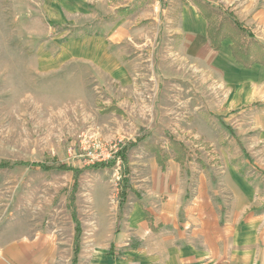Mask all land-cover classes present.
Wrapping results in <instances>:
<instances>
[{
    "label": "rangeland",
    "instance_id": "obj_1",
    "mask_svg": "<svg viewBox=\"0 0 264 264\" xmlns=\"http://www.w3.org/2000/svg\"><path fill=\"white\" fill-rule=\"evenodd\" d=\"M149 1L0 0V162L84 169L75 203L71 171L0 169V226L7 231L29 225L32 235L61 236L68 252L76 212L88 249L93 220L111 219L119 206L123 172L121 162L112 169L88 166L138 138L144 140L128 152L127 202L150 195L156 179L176 175L194 183L188 169L232 167L264 182V140L248 126L249 105L228 109V90H216L213 76L200 79L169 32L126 35L135 29L133 14ZM153 2L155 12L163 10L165 0ZM218 9L209 19L214 26L229 11ZM228 33L236 47L251 41L245 32ZM252 51L264 55L254 40ZM172 138L185 146L184 164L176 161ZM158 147L171 157L165 170L156 161Z\"/></svg>",
    "mask_w": 264,
    "mask_h": 264
},
{
    "label": "crops",
    "instance_id": "obj_2",
    "mask_svg": "<svg viewBox=\"0 0 264 264\" xmlns=\"http://www.w3.org/2000/svg\"><path fill=\"white\" fill-rule=\"evenodd\" d=\"M153 1L133 14L137 23L126 35L136 37L143 30L145 39H151L152 34L169 32L200 79L213 76L219 82L216 90H228V109L249 105L248 126L264 140V55L252 53L254 63L245 66L235 57L236 43L228 33L245 32L251 41L243 49L252 51V40L264 46V0H165L157 12ZM205 3L221 13L228 9L221 22L229 18L244 29L228 26L219 50L212 47L211 23L201 8ZM143 56L141 51L135 58ZM183 171L194 176V183L183 184L176 175L156 179L160 185L146 192L150 195L127 202L122 210L118 206L111 219L95 218L88 249L82 226L77 264H264L262 178L252 181L232 167ZM24 228L20 233L0 226V264H73L76 225L68 252L61 236L32 235L29 225Z\"/></svg>",
    "mask_w": 264,
    "mask_h": 264
},
{
    "label": "trees",
    "instance_id": "obj_3",
    "mask_svg": "<svg viewBox=\"0 0 264 264\" xmlns=\"http://www.w3.org/2000/svg\"><path fill=\"white\" fill-rule=\"evenodd\" d=\"M201 8H205L203 10H206V8H208L210 10V12H206L207 14V18L210 19L212 14L217 13V11L215 10L214 7H212V5L210 4H203L201 5ZM214 12V13H213ZM220 14V11H218ZM230 17H232V15H229ZM226 26H230L233 29L239 30L241 32H244V29L241 28V26L235 21L230 20L229 18L225 19V21L220 22L219 25L214 26V24H211L210 26V31H209V36L212 42V47L214 50H219L221 47V42L223 40V36L226 34ZM264 47V46H263ZM233 52L235 57L242 62L245 66L250 67L252 66V64L254 63V61H252V51L250 49V47H248L247 49H243V47H233ZM262 53V52H261ZM144 140V138H138L135 141H130L126 144H123L122 147L116 152L115 156L110 159V160H106L103 162H99V163H95L92 166H88V168L90 167V169H105V168H109L112 169L116 166L117 162H121V167L123 169L122 172V180L120 181V186H121V191L119 193V208L120 210L123 209L124 205L127 203L128 201V190H129V184H130V180H131V173H130V169L128 167V152L137 147L142 141ZM171 143H172V149L176 152L177 154V158L176 161L181 162V164H184L185 161L190 160V158H187L186 156V152H185V146L183 143L178 142L176 140H174L173 138L171 139ZM162 150L158 147L156 149H154V153L156 156V161L157 164L162 168V170H165L167 168V164L169 163L171 157L168 156V154H163V152H161ZM54 162H57L56 160H54ZM17 165H24L30 168H40L44 171H51V170H62V171H71L74 173V176L76 177L74 184H73V191H72V195L70 197L71 202L75 203L76 201V192L78 190L79 187V183H78V177L79 175H81V173H83L84 169H80V168H71L70 166H67L65 164H62L60 166H56L55 164L49 165L47 163H27V162H18V163H14L11 164L9 162H0V169H8L11 167H15ZM85 168V169H88ZM125 185V187L123 188L122 186ZM127 186V187H126ZM73 219L76 223V235H75V247H74V259H73V264H77L78 262V255L81 252V237L83 234V230H82V226L80 221L77 218V214L76 212L73 213Z\"/></svg>",
    "mask_w": 264,
    "mask_h": 264
}]
</instances>
